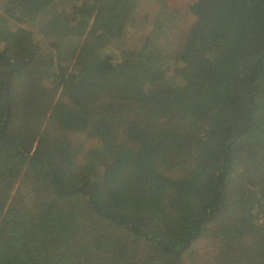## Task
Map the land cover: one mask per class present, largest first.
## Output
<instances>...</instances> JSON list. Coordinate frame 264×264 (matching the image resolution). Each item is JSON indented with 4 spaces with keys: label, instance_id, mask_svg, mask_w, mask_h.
<instances>
[{
    "label": "trees",
    "instance_id": "16d2710c",
    "mask_svg": "<svg viewBox=\"0 0 264 264\" xmlns=\"http://www.w3.org/2000/svg\"><path fill=\"white\" fill-rule=\"evenodd\" d=\"M135 11L0 0V264H264V0Z\"/></svg>",
    "mask_w": 264,
    "mask_h": 264
},
{
    "label": "rangeland",
    "instance_id": "374dc122",
    "mask_svg": "<svg viewBox=\"0 0 264 264\" xmlns=\"http://www.w3.org/2000/svg\"><path fill=\"white\" fill-rule=\"evenodd\" d=\"M197 0H182L183 4H182V9L181 11H183V14H182V21H179L178 23H175L173 22L172 24H170V21H171V18L169 17H164V19H162L161 17H159L160 21L158 22L160 26L159 29L161 28H164L169 26L166 30H168L167 32H165L166 34H163L161 33V36L160 38L164 41L166 40V43L165 46L169 49H173V47L177 46V44L179 43V41L182 39L183 35H184V30H185V27H186V23L192 19L191 17V7L195 4ZM139 12V11H138ZM135 15H136V12H135ZM148 16L146 15H142L141 17L137 16L135 18L134 16V19L136 21V24L135 26L137 27L136 30L138 31V34L136 35L137 36V41L134 40L133 42L129 41L128 40V44L129 45H133L134 43L139 46L140 43L142 42L140 38H143L142 37V33H144V35L146 36L149 32V29H150V26H151V23H147V22H144L145 19L147 18ZM154 18V16H153ZM158 17H155V20H157ZM155 22V21H154ZM177 24V25H176ZM172 26V27H171ZM158 29V30H159ZM157 31V30H156ZM155 32V31H154ZM153 32V33H154ZM156 34H153L154 36H152V38H155L156 35H157V32H155ZM166 36V37H165ZM139 37V38H138ZM159 37V36H158ZM165 37V38H164ZM38 39V38H37ZM161 40V41H162ZM108 50H110L108 48ZM112 51V50H111ZM83 136V135H82ZM77 137L79 138L80 142L83 141L81 136L80 135H77ZM76 137V139H77ZM84 137V136H83ZM85 141V140H84ZM89 141L90 139H88V141H86V147L89 146ZM208 242H210V240H208ZM205 241H202L200 243V245L198 246V252L200 254H203L204 251L202 249L203 245H204ZM209 264H215L214 262L210 261Z\"/></svg>",
    "mask_w": 264,
    "mask_h": 264
},
{
    "label": "crops",
    "instance_id": "0c3cea01",
    "mask_svg": "<svg viewBox=\"0 0 264 264\" xmlns=\"http://www.w3.org/2000/svg\"><path fill=\"white\" fill-rule=\"evenodd\" d=\"M182 4V0H136L135 18L146 15L148 17L144 22L152 23L156 21L155 17L160 20L159 17L164 19L163 16H165L171 18L170 24L173 22L178 23L182 21Z\"/></svg>",
    "mask_w": 264,
    "mask_h": 264
}]
</instances>
